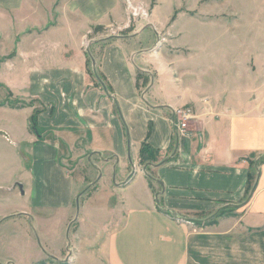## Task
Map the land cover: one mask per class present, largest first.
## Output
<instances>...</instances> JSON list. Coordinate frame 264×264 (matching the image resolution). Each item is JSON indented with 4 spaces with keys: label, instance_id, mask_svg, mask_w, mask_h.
<instances>
[{
    "label": "crops",
    "instance_id": "1",
    "mask_svg": "<svg viewBox=\"0 0 264 264\" xmlns=\"http://www.w3.org/2000/svg\"><path fill=\"white\" fill-rule=\"evenodd\" d=\"M126 12L123 0H0V81L16 99L0 102V169L9 177L0 179V228L72 215L73 264H264V161L245 199L247 160L264 157L261 101L231 95L228 81L208 83L194 51H148L154 21L112 33L131 23ZM178 107L194 114L186 130L173 117ZM143 143L158 151L144 167ZM80 153L103 155L124 177L132 166L109 209L121 221L100 234H90V206L103 211V179L89 202L64 162Z\"/></svg>",
    "mask_w": 264,
    "mask_h": 264
},
{
    "label": "rangeland",
    "instance_id": "2",
    "mask_svg": "<svg viewBox=\"0 0 264 264\" xmlns=\"http://www.w3.org/2000/svg\"><path fill=\"white\" fill-rule=\"evenodd\" d=\"M129 2L134 6L144 7L148 16L133 19ZM123 3L129 13L126 12L125 16L127 19L130 17L131 23L122 29L114 27L117 31L112 33L123 35L140 32L148 23L154 21L157 23L154 26L157 40L148 51L162 48L177 55H186L194 51L201 58L200 69L205 75L209 72L207 77L213 76V79L208 77V83L214 82L215 87H221L228 81V89L233 87L231 95L235 91L245 92L253 103L261 101L264 108V0H123ZM147 33H152L151 28L146 30L145 34ZM3 34V28H0V79H3L5 62L2 56ZM151 35L153 36V33ZM197 49L199 51H195ZM210 62H214L212 67L208 65ZM141 75L137 73V80L141 81L139 87L148 88L151 84L149 77ZM1 83L3 82L0 81V102L16 101L13 94ZM238 88L240 89L237 90ZM77 156L74 155L72 161L64 162L69 164L67 166L72 171L75 188L79 193L83 192L86 196L89 192L87 201L96 199L99 190L92 191L94 188L92 186L97 182V178L103 179L101 182L103 211L97 210L94 204L90 206L95 227V232L90 231V234H100L102 224L106 222L119 224L121 221V216L117 215V212L111 214L109 209L114 208L120 200L121 192L114 190L116 182L130 175L132 166L128 162L129 174L124 177L116 165L112 169L105 168L102 163L103 155L80 153ZM145 162L140 158L139 163L142 167L145 166ZM95 163L98 164V169H93L92 165H96ZM0 179H9L3 169H0ZM22 199L20 197V200ZM81 201L82 199L79 203ZM29 208L31 209V206ZM33 211L36 213V210ZM228 212L233 214L232 210L225 213ZM40 215L39 220L26 218L22 223L0 228V264L74 263L76 250L72 248V243L77 241L74 233L76 226L72 228L70 226L76 225V220L72 219V215L66 220L65 215L61 216L57 211L49 215L46 213ZM48 217L49 220L43 221ZM214 222L216 220L211 219L207 224L212 225ZM86 229L91 230L92 227L87 226ZM79 264L87 263L83 260Z\"/></svg>",
    "mask_w": 264,
    "mask_h": 264
},
{
    "label": "trees",
    "instance_id": "3",
    "mask_svg": "<svg viewBox=\"0 0 264 264\" xmlns=\"http://www.w3.org/2000/svg\"><path fill=\"white\" fill-rule=\"evenodd\" d=\"M140 74H142V73H140ZM93 75H95V74H93ZM96 76H98V80L104 81V78L102 77V75L100 76L99 74H96ZM141 76L143 77V74ZM106 87L108 88L109 86L106 85ZM31 126L32 127H36L35 126L34 118L31 119ZM157 155H158V151H153L149 147V145H146V143H143L142 144V146H141V159L143 161H146V162L147 161H154V160H156ZM247 161H248V166H249V172H248V177H247V185H246V195H245V199L249 196L251 190L253 189V187L255 185V179H256V177L258 175V171H259L258 170V165L261 162L264 161V157L259 158L257 161H255V160H247ZM219 212H220V214H222L221 213L222 210L219 211Z\"/></svg>",
    "mask_w": 264,
    "mask_h": 264
},
{
    "label": "built area",
    "instance_id": "4",
    "mask_svg": "<svg viewBox=\"0 0 264 264\" xmlns=\"http://www.w3.org/2000/svg\"><path fill=\"white\" fill-rule=\"evenodd\" d=\"M128 6L133 18H146L148 16L147 10L141 5L134 6L129 2ZM172 114L176 118L180 130H186L188 122L194 118V114L189 107L174 108Z\"/></svg>",
    "mask_w": 264,
    "mask_h": 264
},
{
    "label": "water",
    "instance_id": "5",
    "mask_svg": "<svg viewBox=\"0 0 264 264\" xmlns=\"http://www.w3.org/2000/svg\"><path fill=\"white\" fill-rule=\"evenodd\" d=\"M92 63H93V65H94V61L92 60Z\"/></svg>",
    "mask_w": 264,
    "mask_h": 264
}]
</instances>
